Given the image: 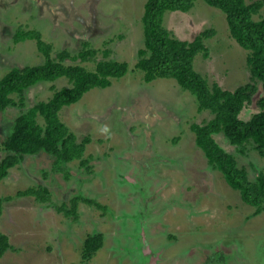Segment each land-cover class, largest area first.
Masks as SVG:
<instances>
[{"label": "rangeland", "instance_id": "rangeland-1", "mask_svg": "<svg viewBox=\"0 0 264 264\" xmlns=\"http://www.w3.org/2000/svg\"><path fill=\"white\" fill-rule=\"evenodd\" d=\"M147 1L0 0V80L13 69L45 63L36 41L15 42L16 35L34 31L53 46V58L68 53V65L95 70L96 60L73 61L83 49L97 51L98 61L110 50L111 60L129 65L125 77L111 79V87L92 89L60 112L79 143L90 138L83 157L89 165L81 168L75 161L58 172L53 160L41 153L27 156L0 183V197H13L4 204L0 218V232L8 236L13 249L0 264H140V254L134 256L136 250L129 249L125 238L137 230L133 217L140 208L139 192L153 194L155 188L158 202L148 209L151 229L142 237L146 241L140 249L148 250L149 244L156 253L153 257L159 255L155 264H189L188 260L204 264L208 257L206 264L218 258L219 264H264V210L257 213L245 204L196 145L192 126L213 115L199 112L196 98L175 80L146 83L144 73L136 68L138 51L144 49L142 18ZM260 17L264 8L256 19ZM165 27L182 41H193L208 29L215 31L205 41L208 57L199 54L194 62L210 86L235 91L252 83L248 53L232 39L220 10L198 0L188 13H167ZM91 29L105 34L84 43ZM71 86L66 78L39 83L26 91L24 108L0 112V160L16 120L36 104L49 101L55 91ZM261 93L258 84L241 119L247 121L257 113ZM12 97L19 103L18 95ZM38 121L44 125L42 117ZM215 140L235 156L238 167L245 168L252 181L264 174V157L251 145H246L242 155L223 135H216ZM131 174L129 180L136 179L135 183L126 181ZM29 188L47 189L49 199L40 202L17 196ZM75 199L76 215H68ZM142 202L141 209L147 202L144 196ZM95 234H104V246L85 261L84 243Z\"/></svg>", "mask_w": 264, "mask_h": 264}, {"label": "trees", "instance_id": "trees-1", "mask_svg": "<svg viewBox=\"0 0 264 264\" xmlns=\"http://www.w3.org/2000/svg\"><path fill=\"white\" fill-rule=\"evenodd\" d=\"M198 0H148L144 6L142 18L144 49L138 51L136 68L144 73L146 83L158 79H173L185 92L194 96L199 112H210L209 121L192 126L197 147L212 167L220 172L226 183L240 193L242 201L256 208L257 213L264 210V174L252 181L245 168L238 167L234 155L221 148L216 135L223 137L244 155L246 145H251L264 157V17H259L264 8V0L247 3L246 0H203L208 6L220 10L226 16L227 25L233 40L247 54V66L251 75V84L239 87L235 91L222 89L219 85L210 86L208 80L195 70L194 62L199 54L208 57L209 50L205 41L215 35L213 29L201 33L193 41H182L174 37L165 27L167 13H188ZM36 41L38 50L45 57V63L38 66L13 69L0 80V112L8 107H25V93L31 87L45 82H55L66 78L72 86L55 91L51 99L31 107L15 122L13 133L3 143L5 155L0 160V183L5 180L12 169L17 167L27 156L41 153L53 160L54 171H62L64 165L79 161L81 168L89 165L83 159L86 146L91 142L85 138L80 143L69 131L60 118V112L68 106L75 105L92 89L111 87V79H120L127 75V62L110 59L111 51L107 50L106 58L98 61L97 51L83 49L73 61L96 60L94 71L85 67L68 65L71 60L66 52L56 58L51 55L53 46L42 40L41 34L34 31L15 36L16 44L21 41ZM260 84L262 93L257 101L258 111L249 120L241 119L246 105L252 103ZM12 95L20 97L19 103ZM43 118L44 125L38 119ZM89 171V169H88ZM69 177L67 176L66 179ZM46 189V188H45ZM49 191L29 188L17 193L18 197H35L46 202ZM13 197H0V218L4 204ZM77 199L73 200L68 215H76ZM86 203L95 202L85 200ZM106 211V208L97 204ZM63 209L66 210L64 203ZM83 259L91 260L104 246V236H89L84 243ZM13 247L8 236L0 232V259Z\"/></svg>", "mask_w": 264, "mask_h": 264}, {"label": "flooded vegetation", "instance_id": "flooded-vegetation-1", "mask_svg": "<svg viewBox=\"0 0 264 264\" xmlns=\"http://www.w3.org/2000/svg\"><path fill=\"white\" fill-rule=\"evenodd\" d=\"M92 31V29L91 30H89V32L85 35V37L82 39L83 41H85L84 43H87V44H89V43H91V42H93L94 41V39H96L97 37H100L101 36V38L103 37V35L105 34H95V33H92L91 32ZM54 50V49H53ZM233 147V146H232ZM130 176H133L132 174L131 175H129L128 176V178H127V183H135L136 182V179L134 180V182H132V181H130L129 180V177ZM121 183L123 184L124 182H122L121 181ZM156 189V188H155ZM155 189H154V192H153V194H152V192H151V194H149V192L148 191H146L145 193H143L142 195L140 194V192H139V200H140V203H137V205L140 207L139 209H138V211H136V213L134 214V217H133V219H134V222H135V226H136V235H137V237L135 236V234H133L132 236H129L131 233H127L126 234V238H125V240H126V243H127V245H128V247H129V249H133V250H136V252H135V254H134V256L137 254L138 256H139V254H140V257H141V261H140V264H155V263H157L158 261H159V255L157 254V256H155V257H153V255H156V253H152L151 252V249H150V247H149V244H148V250H144V251H140V249L144 246V241H146V240H144V239H142V237H145V233H146V230H150L151 228V225L150 224H148V222H149V219H148V215H147V213H148V209L149 208H151V207H153V205H156V203L158 202L156 199L158 198V195L156 194V191H155ZM149 190V189H148ZM153 195V196H152ZM144 196V198L145 199H147V202L145 203L146 204V206H144V208L143 209H141V205H144V203L142 202V197ZM78 200V199H77ZM86 199L84 198L83 199V201H85ZM150 200H151V202H152V204H150ZM141 209V210H140ZM72 215H74V214H72ZM137 218H139V221L138 222H136L135 220L137 219ZM153 233V232H152ZM103 236H104V234H103ZM129 237H132V238H129ZM134 240L135 241H137L138 243H139V245L140 246H138V243L137 242H135L136 244L134 245L133 243H134ZM104 241H105V236H104ZM133 242V243H132ZM137 246V247H136ZM140 247V248H139ZM137 251H139L140 253H138ZM134 253V252H133ZM198 257V256H197ZM200 258V257H199ZM196 259H198V258H196ZM211 258L210 257H208L206 260H207V262H209V260H210ZM171 260V259H170ZM206 260L203 262L204 264H206ZM189 261V264H192V263H194L193 261L194 260H192V261H190V260H188ZM219 263H221V259L220 258H218V260L216 259H213V261H212V263H210V264H219ZM227 263V262H226ZM225 263V264H226ZM208 264V263H207Z\"/></svg>", "mask_w": 264, "mask_h": 264}]
</instances>
